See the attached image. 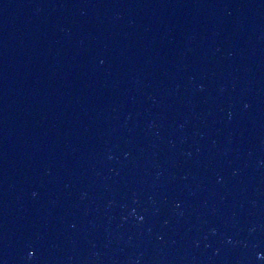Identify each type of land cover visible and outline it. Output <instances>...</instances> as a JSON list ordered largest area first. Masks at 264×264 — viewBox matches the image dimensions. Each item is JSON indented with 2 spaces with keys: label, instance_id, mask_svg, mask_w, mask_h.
I'll return each instance as SVG.
<instances>
[{
  "label": "water",
  "instance_id": "water-1",
  "mask_svg": "<svg viewBox=\"0 0 264 264\" xmlns=\"http://www.w3.org/2000/svg\"><path fill=\"white\" fill-rule=\"evenodd\" d=\"M0 264H264V75L152 165L0 197Z\"/></svg>",
  "mask_w": 264,
  "mask_h": 264
}]
</instances>
